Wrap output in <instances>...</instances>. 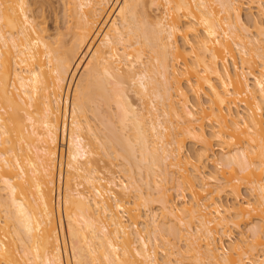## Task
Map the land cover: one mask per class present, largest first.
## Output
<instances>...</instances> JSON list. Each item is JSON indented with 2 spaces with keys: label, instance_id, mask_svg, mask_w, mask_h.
<instances>
[{
  "label": "bare ground",
  "instance_id": "6f19581e",
  "mask_svg": "<svg viewBox=\"0 0 264 264\" xmlns=\"http://www.w3.org/2000/svg\"><path fill=\"white\" fill-rule=\"evenodd\" d=\"M45 6L0 0V264H264V0Z\"/></svg>",
  "mask_w": 264,
  "mask_h": 264
},
{
  "label": "rangeland",
  "instance_id": "374dc122",
  "mask_svg": "<svg viewBox=\"0 0 264 264\" xmlns=\"http://www.w3.org/2000/svg\"><path fill=\"white\" fill-rule=\"evenodd\" d=\"M41 0H38V2H40ZM115 1V0H114ZM120 1V0H119ZM64 3H65V0H64ZM49 4H50V9H49V12H48V7H46L45 6V11H44V13H46L45 15H46V21H47V25L49 26V28H50V32L51 33H55L56 32V30L58 31H62V32H65L66 30H64L65 29V26H67L68 24H69V22H68V19H70V17H68L69 15V13H67L66 11H64L63 9H64V6H62V4H63V0H49ZM110 7V6H109ZM109 7H107V9L109 10ZM152 8V10L154 9V6H152L151 7ZM106 9V11L108 12V10ZM151 9H150V11H152ZM149 11V12H150ZM156 10H154V13H150V14H157V12H155ZM107 12H105V13H107ZM104 13V17L106 16V14ZM246 11H243V19H245L246 18ZM68 15V16H67ZM154 16V15H153ZM104 17H103V19H102V21L104 20ZM66 21L68 22V23H66ZM80 72V71H79ZM78 76H79V73L77 74H75V76L73 77V80L71 81V83L69 84V89L67 90V87L65 88V90H67L66 91V93L68 94V98H70V96H71V91H72V88L74 87V81H76L77 80V78H78ZM76 79V80H75ZM64 97V96H63ZM135 100V99H134ZM89 116H91V114H89ZM95 123H96V121H94ZM94 123V124H95ZM97 124V123H96ZM60 144V148L62 147L63 149L65 148L66 149V146H65V141L63 142V143H59ZM219 152L220 151H216V153L217 154H219ZM106 158V157H105ZM104 158V156L102 157V159H103V161L104 162H102V160L100 161V163H98L100 166H101V172H102V174L103 175H106V174H108L107 173V171L106 170H104L103 168H102V166L103 165H106V164H104L105 162H106V159ZM102 162V163H101ZM98 165V167L100 168V166ZM105 167V166H104ZM212 166L210 165V167L209 168H211ZM106 168L108 169V170H110V171H112V169L113 170H115L116 171V168L115 167H111L110 169L106 166ZM105 168V169H106ZM140 184H142L141 182H140ZM143 185V189H144V191L145 190H147V189H145L144 188V184H142ZM141 185V186H142ZM243 189V188H242ZM241 189V190H242ZM245 191H247L246 189H243L242 190V192L244 193V194H246V192ZM172 193H173V191H172ZM174 194V193H173ZM172 196H175V195H172ZM153 210H156V209H153ZM158 211L156 210V212L155 213H157ZM156 215H159V217H158V219H160L161 217V214H159V213H157ZM255 223V220H254V222H253V224ZM251 225L252 224H250V225H248V227H251ZM247 227V228H248ZM246 227H245V229H247ZM237 229H235V230H233L232 232H233V238H237V236H238V234H239V231H236ZM232 238V239H233ZM234 240V239H233ZM180 243V244H179ZM178 243V245L179 246H183V243L182 242H179ZM160 244V243H159ZM161 245V244H160ZM161 249V248H160ZM159 249V250H160ZM159 254V255H158ZM161 257V253L160 252H158L157 253V257ZM158 257V258H159Z\"/></svg>",
  "mask_w": 264,
  "mask_h": 264
}]
</instances>
